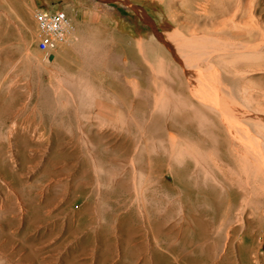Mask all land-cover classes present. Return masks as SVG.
<instances>
[{
  "label": "rangeland",
  "instance_id": "obj_1",
  "mask_svg": "<svg viewBox=\"0 0 264 264\" xmlns=\"http://www.w3.org/2000/svg\"><path fill=\"white\" fill-rule=\"evenodd\" d=\"M62 1L0 0V264H256L253 249L264 264V197L222 175L212 142L206 156L192 147L209 135L169 128L172 111L188 112L176 98L189 96L174 28L201 21L195 34L221 39L210 22L236 11L238 28L253 23L260 43L264 0ZM56 8L73 32L45 55L34 15ZM141 43L169 58L148 51L142 59ZM261 59L239 65L244 98L264 110ZM191 148L204 167L196 177L183 156L172 158ZM230 185L238 221L226 211ZM249 227L253 241L234 237Z\"/></svg>",
  "mask_w": 264,
  "mask_h": 264
},
{
  "label": "bare ground",
  "instance_id": "obj_2",
  "mask_svg": "<svg viewBox=\"0 0 264 264\" xmlns=\"http://www.w3.org/2000/svg\"><path fill=\"white\" fill-rule=\"evenodd\" d=\"M74 1L77 3H83L84 0ZM169 2L170 1L168 0V3ZM203 5L201 9H203ZM206 6L207 5H205L204 7L205 9L207 8ZM206 10L204 11L205 14L207 12ZM237 13L238 12L235 11L234 13H231L229 15H227L228 13L225 16H223L224 14L222 16L220 15L221 17L214 23H212L213 21L211 20L212 22H210V25L214 34L216 33V35L220 36L221 39L214 37H204L195 34L198 29H202L201 25H199V23H202L201 21L198 23H196L197 21H195L196 25L191 30H179L178 26L172 31L174 34V40L176 41V44L177 46H179L178 48L180 50L179 62L182 64V67L179 69L183 75L188 76L186 78V81L184 79V81L186 82L184 83L186 85L185 87L183 85V87L186 89V91H188L187 94H189V96L181 99L176 98V100L180 101L178 103V105L180 104V107L178 108L184 107L188 112L182 113L180 111L181 114H179L178 112L172 111V123L170 124L169 128L178 133L181 137H184V130H189L191 133H203V135H201L206 137L207 135H209L212 139L210 138V140L205 137L201 138V144H198L200 147L197 146V144L194 145V143H192L193 146L191 143L189 144H191L192 147L196 146L197 149L195 147L194 148L196 150H199L200 154L207 155V153H204L207 149L206 145L209 141L212 142V144L217 147L216 151H218V167L222 175L225 176L229 172L231 174H235L240 182L244 181L245 184L243 187L246 189L245 186H247L251 197H264V110L261 109V106L256 107L250 105L249 101L244 98L245 91L243 89V82L246 80V78H244V70L242 69V67H240V65L242 66L241 63H243L244 65V63L247 61L250 62L251 60L253 61L255 59L261 58L264 59V39L263 42L260 43L252 41V35H254L255 33V26L253 25V23H251V25L253 26L251 28H246V23H243L245 25V28L243 25L242 28H238L241 26H237V22L239 20ZM204 16L205 15L203 14V16H201V18L199 16V18L202 19V17ZM254 36L257 35L255 34ZM168 38H170V35H167V39ZM142 43L140 45L142 59H144V54L148 51L155 52L154 54H156V58L157 56H160L161 58L166 60L169 58L164 53L162 48L156 43V45L150 43L149 45H147ZM146 60L148 61V59ZM168 64L171 65L172 63ZM175 65L176 64H174V66ZM215 67L218 68L219 71H214L213 69ZM260 68H264V65L259 67V69ZM156 70L158 69L156 68ZM207 71L210 72L208 73ZM172 96H175V94H173ZM191 97L198 101L199 104H192L191 99H189ZM182 99L184 100L181 102ZM208 117L213 119V122L209 121L211 122L209 127L207 122ZM205 118L207 119V121L205 120ZM202 119L205 120V123H207L205 129L206 131H203V129L205 128L202 127L203 123L198 122V120ZM197 123H199L201 126ZM158 127V131H161L162 126L158 124ZM204 133H206L207 135ZM168 138L170 144L174 146L175 151V142L178 140V137L173 134H169ZM191 150L193 151L192 148L190 149V151ZM182 152L181 150L179 152H173L172 158L174 161H176L175 159H178V156H183L182 161L187 160V170L189 171L191 177H196L198 176V172L204 171V167L202 168V165L199 163L200 160H196L195 156H193L196 154V151H193L194 153L192 152L190 154ZM205 156H203V159H206ZM203 193H206L207 195L213 194L210 191H205ZM226 193L230 197V201L226 206V211L231 212V214H233V217L238 221V219H240L239 214L240 212H242L241 206L238 204L239 201L237 200L238 194L231 185L226 190ZM246 231L248 232L244 233V231L241 234H238L240 231L238 229H235L233 235L234 237L239 235L240 241L243 240L244 235L248 237L247 239L253 241L254 235L252 234L250 227ZM101 242L103 244L104 241L102 240ZM241 251H243L242 248ZM251 252L255 254L254 259L256 264H259L261 261L255 249L251 250ZM245 253L246 255H248L250 251L247 250L245 251ZM240 256L241 255H239V257ZM100 258L102 259L103 257L101 256ZM104 259H106V257H104ZM262 259H264V254ZM103 263H105V261ZM244 264L246 263L244 262Z\"/></svg>",
  "mask_w": 264,
  "mask_h": 264
},
{
  "label": "built area",
  "instance_id": "obj_3",
  "mask_svg": "<svg viewBox=\"0 0 264 264\" xmlns=\"http://www.w3.org/2000/svg\"><path fill=\"white\" fill-rule=\"evenodd\" d=\"M34 18L38 37L37 49L45 55H52L72 35V22L61 9H40Z\"/></svg>",
  "mask_w": 264,
  "mask_h": 264
},
{
  "label": "crops",
  "instance_id": "obj_4",
  "mask_svg": "<svg viewBox=\"0 0 264 264\" xmlns=\"http://www.w3.org/2000/svg\"><path fill=\"white\" fill-rule=\"evenodd\" d=\"M62 0H35V5L38 8H51L57 5ZM74 1V0H73ZM63 2V1H62ZM75 5H81V3L77 4V2L74 1Z\"/></svg>",
  "mask_w": 264,
  "mask_h": 264
}]
</instances>
